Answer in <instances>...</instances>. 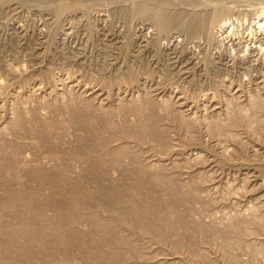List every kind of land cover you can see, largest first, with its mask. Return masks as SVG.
Masks as SVG:
<instances>
[{
	"label": "rangeland",
	"instance_id": "374dc122",
	"mask_svg": "<svg viewBox=\"0 0 264 264\" xmlns=\"http://www.w3.org/2000/svg\"><path fill=\"white\" fill-rule=\"evenodd\" d=\"M0 264H264V0H0Z\"/></svg>",
	"mask_w": 264,
	"mask_h": 264
},
{
	"label": "bare ground",
	"instance_id": "6f19581e",
	"mask_svg": "<svg viewBox=\"0 0 264 264\" xmlns=\"http://www.w3.org/2000/svg\"><path fill=\"white\" fill-rule=\"evenodd\" d=\"M199 17V16H198ZM263 23V22H262ZM263 26V25H262Z\"/></svg>",
	"mask_w": 264,
	"mask_h": 264
}]
</instances>
